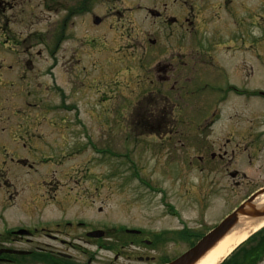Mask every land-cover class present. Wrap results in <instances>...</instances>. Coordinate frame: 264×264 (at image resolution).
<instances>
[{
    "label": "rangeland",
    "instance_id": "rangeland-1",
    "mask_svg": "<svg viewBox=\"0 0 264 264\" xmlns=\"http://www.w3.org/2000/svg\"><path fill=\"white\" fill-rule=\"evenodd\" d=\"M32 1L35 37L42 33L45 42L29 51L40 49L43 58L36 57L33 70L13 86L15 96L11 86L0 89V209L6 221L63 214L126 224L150 241L129 248V264H140L139 256L159 264L186 251L264 186V137L254 133L262 129L256 125L264 98L228 93L223 104L216 102L226 83L264 91V0L243 25L242 44L225 48L227 42L213 52L221 64L198 70L194 92L182 90L179 108L162 111L160 95L174 101L175 94L171 80L157 82L155 64L169 60L164 44L186 45L187 38L173 42L169 30L150 25L154 19L137 10L136 0H82L86 10L66 21L78 0H49L55 11ZM95 15L108 16L95 24ZM243 19H249L245 12ZM15 29L22 37L27 28ZM3 55L4 66L22 73ZM214 108L220 120L204 126ZM26 134L46 135V147ZM202 150L207 155L199 160ZM211 151L225 156L211 160ZM5 201L11 205L2 206ZM234 251L225 263L234 264Z\"/></svg>",
    "mask_w": 264,
    "mask_h": 264
},
{
    "label": "flooded vegetation",
    "instance_id": "flooded-vegetation-1",
    "mask_svg": "<svg viewBox=\"0 0 264 264\" xmlns=\"http://www.w3.org/2000/svg\"><path fill=\"white\" fill-rule=\"evenodd\" d=\"M43 1L48 11H55V9L50 8L52 4L49 0ZM81 1L78 0L75 9H69L68 14L64 17L65 21L73 13H82L86 10ZM136 4L138 11L141 10L146 16L154 19L149 23L150 25H160V29L169 30V33L173 35V42L175 38L181 37L182 41L184 37L187 38L186 45L174 42L164 44L163 47L160 46L163 51L169 48L171 53L169 52V60L156 62L154 67L155 79L161 85L165 82L169 83L171 80L169 91L175 94L173 96L174 101L169 95H160V111L167 108H179L182 90L185 94L194 92V86L192 87L191 84L198 70L221 64L216 60L213 52L221 51V46L227 42L230 45H226L225 48H229L233 44L235 47H238L237 44H242L243 25L250 21L258 9V0H136ZM34 10L32 0H0V89L7 85L11 86L12 91L14 90L11 93L13 96L17 92L15 91L17 84L23 82L27 71L33 70L35 58H43L40 49L35 54L29 51L34 44L44 45L45 42L42 33L35 37ZM123 11H126V8H123ZM244 12L248 14L249 18L246 21L243 19ZM107 16L101 19L95 15L92 21L95 24H100L104 22ZM96 19L98 22H95ZM65 21H63L62 27L66 24ZM21 24L27 28L24 35L21 33L22 37L15 29L16 25ZM222 33L221 41L220 35ZM60 34L59 37H56L58 42L63 36L62 33ZM151 42L155 43L154 40ZM4 51L10 55L9 61L11 63L17 62V67L19 69L21 67L22 73L18 74L16 71L17 74H13L15 71L12 64L3 65ZM51 56L53 57L55 54ZM15 85L16 89L13 87ZM219 86L220 97L216 101L218 104L224 103V97L228 93H233L239 97H242L245 92L254 93V90L248 91V89L234 83ZM27 94L30 92L27 91ZM148 97L152 101L151 95ZM23 104L36 106L35 103L29 102ZM160 117H156V122ZM220 118V109L214 108L212 117L207 118L204 126L212 127ZM250 120L256 121L257 119L251 118ZM260 121L256 127L260 124L262 129L260 134L258 133L259 130L254 131L257 134L256 139L264 137V116L261 117ZM144 122L153 125L148 121V118H145ZM23 124L24 122H21L17 125ZM155 125L160 126V123H155ZM25 136H36V141H42V147H46V144L43 143L46 141L43 138L46 135L42 137L38 134H26ZM57 140L61 141L60 139ZM233 150L231 152H234ZM206 155L207 152L202 150V153L197 157L199 160H203ZM208 156L211 160L217 158L221 161L225 152L216 154L211 151ZM21 162L25 164L26 160ZM27 167L31 169L33 166L30 164ZM51 200L54 201L55 199L47 201ZM41 201H45V205L49 204L46 200L42 199ZM6 205L10 206L11 204L5 201L2 206ZM2 211L3 209H0V264H129L131 260L129 248L132 245H135L134 248L140 242L146 245L150 244L149 240L140 239L143 231L131 233L126 228V224L119 225L109 220H92L83 215L62 214L42 215L31 222L10 223L2 216ZM149 260L147 256L137 257V261L143 264ZM169 260L171 259L168 258L167 261ZM235 260V264H264V227L256 230L249 241L237 247Z\"/></svg>",
    "mask_w": 264,
    "mask_h": 264
},
{
    "label": "water",
    "instance_id": "water-1",
    "mask_svg": "<svg viewBox=\"0 0 264 264\" xmlns=\"http://www.w3.org/2000/svg\"><path fill=\"white\" fill-rule=\"evenodd\" d=\"M95 22H98V19ZM263 194L264 187L252 193L222 218L217 225L204 234L192 247L166 264H195L234 227L246 222L257 223L258 221L264 220V203H256V199Z\"/></svg>",
    "mask_w": 264,
    "mask_h": 264
},
{
    "label": "bare ground",
    "instance_id": "bare-ground-1",
    "mask_svg": "<svg viewBox=\"0 0 264 264\" xmlns=\"http://www.w3.org/2000/svg\"><path fill=\"white\" fill-rule=\"evenodd\" d=\"M256 203H264V194L256 199ZM262 226H264V220L258 221L257 223L246 222L234 227L195 264H219L238 244Z\"/></svg>",
    "mask_w": 264,
    "mask_h": 264
},
{
    "label": "trees",
    "instance_id": "trees-1",
    "mask_svg": "<svg viewBox=\"0 0 264 264\" xmlns=\"http://www.w3.org/2000/svg\"><path fill=\"white\" fill-rule=\"evenodd\" d=\"M236 262H234V264H235ZM222 264H227V263H225V261L222 263Z\"/></svg>",
    "mask_w": 264,
    "mask_h": 264
}]
</instances>
